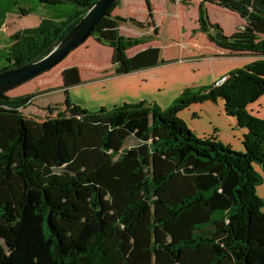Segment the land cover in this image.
Returning a JSON list of instances; mask_svg holds the SVG:
<instances>
[{
  "label": "trees",
  "instance_id": "16d2710c",
  "mask_svg": "<svg viewBox=\"0 0 264 264\" xmlns=\"http://www.w3.org/2000/svg\"><path fill=\"white\" fill-rule=\"evenodd\" d=\"M37 1L76 12L15 34L0 72L44 53L98 0ZM119 1L89 36L112 49L115 74L166 63L156 48L126 56L143 41L119 35L127 20L110 15ZM207 3L246 25L224 36L209 22ZM197 31L262 59L219 87L186 90L165 110L140 102L91 112L66 100L63 112L38 121L21 113L34 93L0 94V264H264L256 194L264 119L247 110L264 94V0H201ZM61 76L66 89L80 84L76 67ZM218 100L246 131L242 151L214 135L197 137L179 117L191 104Z\"/></svg>",
  "mask_w": 264,
  "mask_h": 264
},
{
  "label": "crops",
  "instance_id": "0c3cea01",
  "mask_svg": "<svg viewBox=\"0 0 264 264\" xmlns=\"http://www.w3.org/2000/svg\"><path fill=\"white\" fill-rule=\"evenodd\" d=\"M200 2L120 0L112 10L111 17L127 20L119 22V35L143 41V44L128 49L126 56L133 57L146 49L156 48L159 59L166 62L164 64L117 75L112 63V49L88 38L67 55L56 76L46 77L41 88L34 85L27 88V85L23 91H17L16 87L7 95L17 97L34 93V98L21 109V113L38 121L54 118L63 112L66 100L91 112L140 102L166 109L186 90L212 87L214 82L228 77L231 72L262 59L249 53H232L197 31ZM211 5L214 4H205L206 12ZM220 8L217 9L232 17L233 23L222 25L215 20L209 22L217 25L224 36L229 37L246 25L237 13ZM75 12L76 8L72 5H45L37 0H0V71L8 66L7 58L13 43L11 38L15 34L37 27L43 19L67 21ZM190 12L193 19L189 20ZM139 15L143 18H137ZM163 25L173 35L166 36L161 29ZM71 67L78 69L80 84L66 89L61 73ZM247 110L253 116L264 119V94ZM179 117L197 137L214 135L233 150H243L242 141L246 131L240 129L236 120L225 113L221 100L191 104L179 113Z\"/></svg>",
  "mask_w": 264,
  "mask_h": 264
},
{
  "label": "water",
  "instance_id": "95a60500",
  "mask_svg": "<svg viewBox=\"0 0 264 264\" xmlns=\"http://www.w3.org/2000/svg\"><path fill=\"white\" fill-rule=\"evenodd\" d=\"M117 1L98 0L61 40L54 42L44 53L19 67L0 72V94L7 93L57 66L89 38L97 23ZM216 30L215 27L212 31Z\"/></svg>",
  "mask_w": 264,
  "mask_h": 264
},
{
  "label": "rangeland",
  "instance_id": "374dc122",
  "mask_svg": "<svg viewBox=\"0 0 264 264\" xmlns=\"http://www.w3.org/2000/svg\"><path fill=\"white\" fill-rule=\"evenodd\" d=\"M212 6V7H211ZM211 6H209L208 8H207V15H208V19H209V21H216L217 22V24H224V23H226V24H232L233 23V19H232V17H230V16H227V15H225L222 11H220V10H218L217 8H219V7H217V6H215V5H211ZM190 9V8H189ZM220 9H222V8H220ZM137 18H143V16L142 15H139V16H137ZM188 19L190 20V19H193V14L190 12L189 14H188ZM192 22H193V20L191 21V23H189V25H191L192 24ZM189 27V26H188ZM161 29H162V31H163V33L166 35V36H168V35H173L172 34V32H171V30L169 31V28L166 26V25H163L162 27H161ZM63 65V61H61L57 66H55L53 69H51L50 70V72L49 73H47V74H45V75H39V76H37L36 78H34L32 81L30 80V81H28V82H26V84L24 85V84H22V85H20V86H18L17 88V91H23V89H25V87L27 86V85H29V86H27V88L28 87H31V86H36V88H41L42 86H43V82L44 81H46V77H49V76H56L57 74H58V69L61 67ZM49 79V78H48ZM52 79H54V77H52ZM49 80H51V79H49ZM14 89H16V88H14ZM17 91H15V92H17ZM12 94H14V93H11V95ZM172 104V103H171ZM171 104H170V106H171ZM167 109V108H166ZM162 110H165V109H162ZM258 173L260 174V176H261V178H262V182H261V184L257 187V189H256V194H257V196L261 199V201H262V212H264V177H263V172H261V171H258Z\"/></svg>",
  "mask_w": 264,
  "mask_h": 264
},
{
  "label": "built area",
  "instance_id": "2783aa9c",
  "mask_svg": "<svg viewBox=\"0 0 264 264\" xmlns=\"http://www.w3.org/2000/svg\"><path fill=\"white\" fill-rule=\"evenodd\" d=\"M244 27H242L241 29H243ZM226 79H227V77H224V78H222V79H220V80H218V81H216V82H214V86L215 87H219V86H221L225 81H226Z\"/></svg>",
  "mask_w": 264,
  "mask_h": 264
},
{
  "label": "flooded vegetation",
  "instance_id": "af4514ba",
  "mask_svg": "<svg viewBox=\"0 0 264 264\" xmlns=\"http://www.w3.org/2000/svg\"><path fill=\"white\" fill-rule=\"evenodd\" d=\"M50 71V70H49Z\"/></svg>",
  "mask_w": 264,
  "mask_h": 264
}]
</instances>
